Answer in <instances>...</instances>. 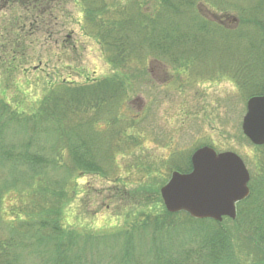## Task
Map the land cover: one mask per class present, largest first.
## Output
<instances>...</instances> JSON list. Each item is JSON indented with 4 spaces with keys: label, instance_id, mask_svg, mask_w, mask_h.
<instances>
[{
    "label": "rangeland",
    "instance_id": "1",
    "mask_svg": "<svg viewBox=\"0 0 264 264\" xmlns=\"http://www.w3.org/2000/svg\"><path fill=\"white\" fill-rule=\"evenodd\" d=\"M64 1L54 2L56 9L40 13L39 21L33 25L32 16L29 17L19 3L0 9V98L15 112L37 115L52 87L62 79L74 85H93L117 76L126 85L127 97L119 105L120 110L114 109L112 115L107 114V107L95 115L94 119L99 121L96 132L107 133L105 129L110 126L107 121L116 117L115 125L129 126L121 142L131 149L117 153L114 164L119 170L116 175L108 176L49 168L35 172L22 168L19 174L13 175L0 164V234L7 232L5 229L9 230L19 218L30 217L20 209L28 202L20 192L23 186L32 182L31 179L39 186L42 179L55 177L61 180L68 197L60 218L66 241L87 243L88 238L89 243H124L121 239L124 241L129 233L135 232L134 243H149L148 247L150 243H185L187 247L201 243V236L191 231L195 228L193 225L176 232L160 224L157 228L145 224L142 214H150L152 210L139 204L135 191H140L142 183L152 181L154 172L165 175L173 153L184 154L205 144L221 152L233 151L244 159L250 172L258 170L261 151L242 129L249 95L241 85L244 76L264 66V54L248 50V40L223 39L222 33L214 29L205 34V40L201 39L202 48L194 69L168 66L149 56L146 72H141L134 63L128 70H119L109 63L98 37L83 29V2ZM140 2L143 0H107V9L111 14L114 8L125 9ZM202 3L206 14H216L223 19L229 15L236 23L230 20L227 25L239 29L241 18L250 16L246 15L248 10L241 13L240 8L251 7L256 0H224L220 3L224 8L217 2L205 0ZM15 19L18 24L14 25L18 28L13 31ZM17 40L23 43L24 51L20 49L15 54L14 64L12 47ZM217 41H227L228 47H237L221 49ZM230 64L243 66L246 72L242 74L240 69L219 73ZM133 165L137 172L127 174V168ZM147 173H150L148 178ZM154 177L152 182L156 183L157 176ZM114 179H119L117 186ZM160 180L164 179L159 177ZM123 182L127 185L121 186ZM121 187L125 188L124 196L133 200L122 199ZM223 223L225 234L235 243L236 264H253L260 254L252 250L251 242L234 228L233 222L224 219ZM124 232L126 234L118 241H108L112 234ZM96 237H101L100 242ZM37 241L50 243L41 234L37 235Z\"/></svg>",
    "mask_w": 264,
    "mask_h": 264
},
{
    "label": "trees",
    "instance_id": "2",
    "mask_svg": "<svg viewBox=\"0 0 264 264\" xmlns=\"http://www.w3.org/2000/svg\"><path fill=\"white\" fill-rule=\"evenodd\" d=\"M56 1L0 0V9L19 3L27 15L32 16L33 25L39 21L40 13L55 8ZM75 1L84 4L83 29L98 37L109 63L119 70H128L136 64L141 72H146L149 56L168 66L191 69L199 57L201 39L214 29L216 33H222L223 39L244 38L249 41L248 50L264 54V0H256L251 7L240 8L241 13L248 10L246 15L250 16L241 18L239 29L205 16L201 11L205 0H143L148 6L140 2L125 9L114 8L111 14L107 0ZM207 1L217 2L222 7L220 3L224 0ZM69 2L71 0L64 1ZM17 19L12 21L13 31L18 28L15 27ZM217 42L221 49L237 47H228L227 41ZM22 45L17 40L12 47L14 64L15 54L20 49L24 51ZM230 65L219 73L234 72L243 67ZM241 71L242 74L246 72ZM253 71L244 76L241 85L249 97L264 93V66ZM116 78L103 79L93 85H74L62 79L52 87L37 115L15 112L0 98V164L9 168L13 175L19 174L18 170L22 171V168L32 172L49 168L99 173L101 176L116 175L119 170L114 164L117 153L131 149L121 142L127 136L124 132L129 126L115 125V117L107 121L110 124L105 129L107 133L101 134L96 132L99 121L94 119L106 107L107 114L112 115L114 109L120 110L122 100L126 99V85L119 77ZM257 147L261 154L257 160L258 170H251V193L238 203L237 218L229 220L251 242L252 250L260 254L258 259L254 258L253 264H264V146ZM190 156L191 152L173 153L165 168L166 176L154 172L151 179L153 181L157 176L158 181L148 180L138 188L140 191L135 192H138L139 204L152 210L150 214H142L145 224L153 228L160 224L176 232L193 225L195 228L191 231L201 236V243L189 247L185 243H150L148 247L149 243H134L135 232L129 233L124 241L122 238L124 243H89L88 238L87 243L66 241L60 218L68 197L64 194L61 180L46 177L39 186L31 179L32 182L20 191L28 201L20 209L30 217L19 218L7 226L9 230L3 227L7 232L0 234V264H236L235 243H231L225 234L223 222L197 220L186 213H170L163 204L160 187L172 170H191ZM127 169V174L138 170L134 165ZM145 176L150 177V173ZM159 177L164 180L159 181ZM114 181L117 186L119 179ZM120 185L126 186L127 183ZM121 188L120 196L127 200L125 188ZM38 234L45 235V240L50 243H36ZM125 234H112L108 241H118ZM100 238L96 237L99 242Z\"/></svg>",
    "mask_w": 264,
    "mask_h": 264
},
{
    "label": "water",
    "instance_id": "3",
    "mask_svg": "<svg viewBox=\"0 0 264 264\" xmlns=\"http://www.w3.org/2000/svg\"><path fill=\"white\" fill-rule=\"evenodd\" d=\"M231 21L236 23L235 18ZM242 128L254 144L264 145V94L248 100ZM191 161L190 172L174 171L161 188L167 210L185 211L197 219H235L237 203L250 193V173L241 156L203 146L192 154Z\"/></svg>",
    "mask_w": 264,
    "mask_h": 264
}]
</instances>
